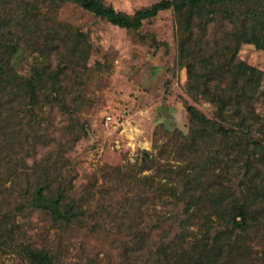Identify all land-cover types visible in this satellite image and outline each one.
Masks as SVG:
<instances>
[{
	"label": "trees",
	"instance_id": "obj_1",
	"mask_svg": "<svg viewBox=\"0 0 264 264\" xmlns=\"http://www.w3.org/2000/svg\"><path fill=\"white\" fill-rule=\"evenodd\" d=\"M41 1L54 7L75 3L130 33H138L144 20L172 10L175 64L185 71V89L217 108L213 117H206L185 105L191 130L184 138L188 143L176 136V128L168 129L162 132L164 142L154 146L155 152L142 151L134 163L100 166L98 175L104 185L99 198L93 194L92 198L103 202L105 214L115 210L127 218L120 221L126 237L108 241L111 255L119 258L117 264H264V179L255 184L248 176L252 163L264 165L262 122L254 107L264 72L238 57L245 44L264 50V0H160L133 14L100 0H0V152L34 146L20 136L24 119L12 116L16 100L50 103L78 88L68 75L78 63L74 66L63 55L57 16L47 22L37 11L29 15ZM63 27L69 30L66 24ZM79 35H73V42L65 37L68 52L89 53L85 38ZM32 37L39 38L43 50L55 53L60 63L49 75H44V69L27 79L14 71L9 60L23 53V40L31 43ZM79 139L74 135L71 140ZM146 170L150 173L138 176ZM45 172L51 182L52 169ZM58 173L56 177L62 176ZM57 185V190L50 191L48 181L37 184L17 208L48 211L53 220L68 224L70 218L85 220L89 212L82 211L75 199L63 201L68 189L61 179ZM73 212L82 217L72 216ZM139 217L147 232L137 230L134 220ZM4 221L1 217L0 256L7 248L14 249L9 246L13 244L29 264H56L55 255L47 249L16 247Z\"/></svg>",
	"mask_w": 264,
	"mask_h": 264
},
{
	"label": "rangeland",
	"instance_id": "obj_2",
	"mask_svg": "<svg viewBox=\"0 0 264 264\" xmlns=\"http://www.w3.org/2000/svg\"><path fill=\"white\" fill-rule=\"evenodd\" d=\"M100 1L133 14L160 0ZM36 9L29 13L30 17L34 11L47 22L57 16L55 26L63 55L74 66L78 63L74 70L68 71L78 88L50 103L43 99L35 105L20 99L13 103L12 116L24 119L20 136L25 135L34 146L0 152V218H5L4 224L14 236L16 247L32 245L47 249L55 255L56 264H117L119 258L111 255L108 241L112 237H126L120 221L121 217L127 218L115 210L105 214L103 202L94 200L99 198L98 191L104 185L98 175L100 166L134 163L142 151L155 152L154 146L164 142L162 132L168 129L176 128V136L188 143L184 138L190 136L191 130L185 105L195 107L206 117H213L217 108L199 93L185 89V71L175 64L177 43L172 10L144 20L138 33H130L72 2H61L54 7L41 1ZM63 24L69 30L63 29ZM75 34L85 38L89 53L68 52L64 39L73 42ZM38 39L32 37L31 43L23 40V53L14 56V61L9 60V65L22 78L32 79L44 69L47 72L44 75H49L60 63L54 58L55 53L46 52L48 48L43 50ZM238 57L264 72V50L245 44ZM262 79L254 107L264 135V74ZM61 102L68 108L62 107ZM107 115L111 117L108 122ZM74 135L80 138L75 143L71 140ZM64 159L67 168L63 167ZM47 165L54 173L51 182L45 172L49 169ZM251 170L248 176L253 183L264 179L263 164L252 163ZM58 172L62 176L56 177ZM149 173L146 170L138 176ZM60 179L68 189L63 201L75 199L82 211L89 212L85 220L70 218L68 224L53 220L48 211L17 208L37 184L48 181L50 191H55ZM72 216L81 215L73 212ZM134 222L137 230L147 232L143 217ZM192 228L196 230L195 226ZM9 246L14 249L7 248L0 256V264H29L19 257L15 245Z\"/></svg>",
	"mask_w": 264,
	"mask_h": 264
},
{
	"label": "built area",
	"instance_id": "obj_3",
	"mask_svg": "<svg viewBox=\"0 0 264 264\" xmlns=\"http://www.w3.org/2000/svg\"><path fill=\"white\" fill-rule=\"evenodd\" d=\"M111 119L109 115L105 116V121L108 122Z\"/></svg>",
	"mask_w": 264,
	"mask_h": 264
}]
</instances>
